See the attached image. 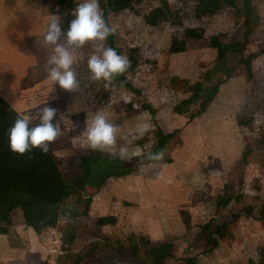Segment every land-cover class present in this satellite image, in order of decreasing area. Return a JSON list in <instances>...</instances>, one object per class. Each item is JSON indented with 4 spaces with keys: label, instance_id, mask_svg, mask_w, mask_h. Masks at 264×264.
I'll return each mask as SVG.
<instances>
[{
    "label": "rangeland",
    "instance_id": "obj_1",
    "mask_svg": "<svg viewBox=\"0 0 264 264\" xmlns=\"http://www.w3.org/2000/svg\"><path fill=\"white\" fill-rule=\"evenodd\" d=\"M105 1L106 0H100L102 3ZM80 2H82V0H42L43 6H41V14L40 12H36L37 14H35V22L40 21V24L43 26L42 36L35 39L36 44L39 45V48L42 50L41 55L35 54L41 74L47 75V59L51 52L50 48L42 44V38L46 32L51 15L53 13L61 14L62 26L67 28L69 22L73 19L70 13ZM200 3L201 0H142L139 5L138 15H134L132 11H127L120 13V15L110 20L113 35L118 42L119 48H121L123 52L132 48L141 50V57L137 67L138 73L135 81L132 83L135 92L127 90L122 86L115 85L113 89L109 91L107 101L102 106H96L93 103V98L99 95L100 88L105 83L104 81H92V87L89 90L84 91L86 89H79L75 93L62 91L59 89L58 85L52 83V90H47L50 94L46 96L47 99L43 101L42 105L47 103L50 104L51 107L56 108L58 110L57 118L61 120L63 135L57 140L59 144L58 151L53 155L58 162L59 171L63 177L67 179L73 177L78 172V166L81 164L90 165V160L87 156L94 150H91L87 146L85 123L92 119L97 110H103L105 115L116 123L118 126V136L129 135L133 128L141 123H146L149 126L150 131L145 134L143 139L135 142L133 146H129L131 159L124 160L128 161V166L137 167L135 173L116 180L118 182V180L126 178L144 179L145 177L152 179L163 166L164 160H166V147L173 141L179 129H181L183 133L185 132V118L188 120L189 118L194 119V117L201 113L202 105L197 107V111H187V108H184L182 112L180 111L182 108L180 105L192 110V103L198 105V102H200V104H202L203 100L206 99L205 96L198 97V101L196 100V94L199 92L206 93L208 89L213 86L217 84L221 86V84L225 82L229 83V88L233 87L231 89L232 91H236L240 95L241 93H248L250 99L254 97L256 92H251L252 90H264V0H253L255 18L258 19L260 25L251 29V32H254L246 41L248 49L245 48V44L242 50L244 57L262 51L257 55L256 62L253 65V74L249 78L246 77L243 69L239 67L240 65H235L233 66L234 68L230 65V62L235 57L231 52H229L228 55V50L238 39L240 33V25H235L233 0H212L210 4L214 9L211 13L206 15H195L197 8H206L202 6L203 4L200 5ZM165 5H167L168 9L171 11L180 12L182 25L179 27L169 25L153 27L147 25L144 17L153 10ZM59 6L64 8L60 11L58 8ZM51 11L54 12L52 13ZM31 19H34L33 16H31ZM27 24L30 23L27 22ZM189 28L203 30L205 32L203 41L191 42L192 49L188 51L190 53L185 52L173 54L171 57L166 56L165 53L170 37L180 38L186 29ZM217 39L220 40V43L215 45ZM93 43L94 42H89L84 46L82 54L78 56L76 63L73 65L75 70L87 66V59L92 52ZM27 44L30 46L31 42L29 41ZM211 49L213 53H210ZM194 50L196 54L199 51L205 55L208 54V58H201V55L198 54V60H196ZM165 57L167 75H165V79L162 80L163 75L160 74V71L163 69ZM198 61L200 64L202 62L204 63L196 69L195 66L198 64ZM205 61L207 62L206 64ZM259 61L260 64H258ZM222 68L225 69L226 74H219L218 83L215 84L217 76L213 77L209 75L211 72L220 73L223 70ZM208 78L214 82L211 81V84L207 83L206 79ZM55 86H57V90L54 89ZM149 90L155 94V99L152 100ZM239 97L240 96H236V99ZM125 99L130 102L125 103ZM169 104L174 105V110L165 109ZM205 104V107L208 108L210 103ZM168 113L176 115L182 113L181 115L184 114V118H180L178 122V120H175L174 117L171 116L172 114L169 116ZM167 119L172 120L176 124H180L168 127L166 122ZM163 130L166 132H163ZM244 133H246V136L249 134L246 126ZM251 134L255 135L254 130ZM155 135H171V138H173L161 148L163 151L165 150L163 160L154 161L149 165L144 163L139 164L138 158L142 155L141 147L156 139L157 137L152 139ZM118 142L124 143V141ZM253 144V140H249L246 144V149ZM100 153L110 158L105 153ZM246 163L247 160L244 156L235 160L230 159L228 172L222 170L221 166L217 167L213 165L209 168L208 175H202L203 181L201 182V186L206 190L199 192L203 201L202 216L206 218L208 215V219L214 218L211 221L212 223H204L203 225H208L207 227H209V229H207V232L209 231L210 235L215 234L221 225L226 224L229 227L228 237L226 236L225 241L219 242L216 247L217 249L214 251L213 258L217 257V263L220 262L218 264H256L261 258L264 259V224L255 220L258 218L257 214L261 205L264 204V168H261L263 174L259 176V180L263 181L251 183L253 180L249 181L252 176L250 175L249 169L246 171L244 166ZM192 168L191 166L189 167V176L193 179L196 172ZM113 169L115 171H120L122 167L113 166ZM110 181V184L115 182L114 178H110ZM106 187L108 188V186ZM104 189H106L105 186L101 190V194H109L112 191L109 188L105 191ZM114 201L115 203H113L111 215L120 212L118 209L121 204L116 199ZM220 203L228 205H226L221 214L213 216L214 214L212 211L215 210ZM81 205V201L70 199L65 202L64 208L60 210L59 219L61 220L59 223L61 224V233L56 229L58 234V247L56 249V254L52 257L61 258L58 252L66 251L67 243L64 237L70 234L72 230L71 227H73L74 233L75 231L79 233L78 227L75 229V225L71 223L75 218L71 219L70 217H76L79 215V212L83 211ZM73 208L75 209L74 211H76L74 214L70 211V209ZM188 209L189 206H187L186 210ZM15 212L16 213L13 214V222L18 224L21 222V217L18 213L20 211L16 210ZM106 214L109 216L110 212ZM102 216H104V213ZM234 217H236V219L233 221ZM65 219L70 220V222L67 223ZM22 226L24 227V224H22ZM183 226L185 225H182L180 228ZM68 227H70V229H68ZM137 228L140 230V228L143 227H140L138 223L132 227L134 233L132 237H130L131 240L129 242L137 243L140 238H143V235H138ZM177 229L178 228L175 227V229H173V231L170 230V232L157 230L150 240L149 237L145 239L148 240L150 245H153L152 243L160 244L165 241L174 242L177 248H175L176 260L173 262L175 264H183L184 258H190L195 255L189 250L194 243L191 246L187 245V243L184 244V239H180ZM187 229L188 228L184 231ZM195 229L197 230L196 227ZM92 234L95 233H89L88 238H93L94 236H92ZM169 234L177 236L173 237V240H166ZM176 239L180 240L175 242L174 240ZM88 240L89 239L84 238L85 242ZM113 242H118V240L115 239ZM180 242L183 243L179 246ZM92 247L93 245H87L83 248L84 251L81 249V252H79L75 249L74 253L84 256L89 254ZM44 250L46 251L45 245ZM67 256V254L62 255V264L68 260L66 258ZM210 257L211 256L207 257V259L202 262L206 264ZM59 258L57 259V263L60 261ZM225 258L229 259L226 260ZM222 260L224 262H221Z\"/></svg>",
    "mask_w": 264,
    "mask_h": 264
},
{
    "label": "crops",
    "instance_id": "obj_2",
    "mask_svg": "<svg viewBox=\"0 0 264 264\" xmlns=\"http://www.w3.org/2000/svg\"><path fill=\"white\" fill-rule=\"evenodd\" d=\"M41 6H43L42 0H0V96L20 114L41 106L47 99L46 96L50 94L47 90H52L53 82L48 78V75L40 73V66L35 55L42 54V50L35 41L37 37L42 36L43 26L40 21L35 22V14H37L36 12L41 14ZM31 16L34 19H31ZM29 41L32 46L27 44ZM245 48L248 49V44ZM261 52L248 55L256 57L252 62V69L257 55ZM210 53H213L212 49ZM198 54L201 55V58H208V54L205 55L200 51L196 54L195 51L196 60H198ZM203 63L200 64L198 61L196 69ZM225 72L224 70L220 73L214 72V77L217 76L215 84L218 83L221 74H226ZM211 81H207V83L211 84ZM232 88H229L228 82L221 84L216 98L209 102L210 104L204 112L198 114L194 119L185 118V132L183 133L179 129L174 139L171 138L173 141L166 149L163 148L167 150L166 160L152 179L147 177L144 179L126 178L117 182V178H114L115 182L112 184L109 179V184L107 181L108 185L106 184V186L113 192L97 195L91 199L87 211H84L83 208V211L79 212L76 217L70 215L71 219L75 218L71 223L75 225V229L78 227L79 233L75 231L76 235L72 231L73 234L70 233L64 237L67 246L65 252H58V255L61 256V258L58 257L59 263H57L58 258L48 255L44 250V240L41 235H35L25 226L20 212L18 213L21 222L18 224L13 222V214L16 213V210L12 211L8 233L5 236H0V264H62V255L65 254L68 255L66 257L68 260L63 264H74L77 256L74 253L75 249L79 252L81 249L84 251V247L94 245V242L100 239L110 241L116 239L119 243L129 242L134 233L132 227L137 223L143 227L140 230L137 228L138 235H143V238L149 237V240L154 236L155 231L170 232L175 227L178 228L177 233L180 239H184V244L187 243L190 246L194 243V235L198 232L204 239L210 237L209 231L207 232L208 225L203 224L212 223L214 218L208 219V215L206 218L202 216L203 201L199 192L206 191L201 186L202 175H208L209 168L213 165L221 166L222 170L228 172L229 160L244 156L247 160L244 166L246 171L249 169L252 176L249 181L253 180L251 183L263 181L259 180V176L263 174L261 168H264V90H252L251 92H256L250 99L248 93L240 95L236 91H232ZM54 89L57 90V86ZM149 92L152 100L155 99V94L151 90ZM236 96L240 97L236 99ZM196 100L199 101V98L196 97ZM200 105V102L198 105L192 103V110L180 105L182 107L180 111L182 112L184 108H187V111H197V107ZM173 107L174 105L169 104L165 109L174 110ZM171 114L168 113L169 116ZM181 114H172L171 116L179 122L180 118H184V114ZM166 122L168 127L180 124L169 119ZM245 126L249 131L248 136L244 133ZM253 130L255 135L251 134ZM163 132L166 131L163 130ZM157 136L155 135L152 139ZM249 140H253L254 144L246 149ZM58 146L57 141L50 145V150L54 155L58 151ZM190 166L196 172L193 179L189 176ZM106 186L105 188L108 189ZM115 199L121 204L118 209L120 212L111 215ZM84 200L83 196L81 200L76 199L75 201L83 203ZM226 205L220 203L212 211L214 214L212 215L221 214ZM187 206H189L188 210H186ZM220 207H223L222 211H219ZM71 212L76 213L74 210ZM108 212H110L109 216L106 214ZM103 213L104 216H102ZM255 220L260 223L257 219ZM59 221L55 229L61 233ZM66 222L69 223L70 220H66ZM182 225L185 226L180 228ZM186 228L188 229L184 231ZM226 230L228 237V225ZM92 232L95 234H92L94 237L90 239L88 234ZM176 236L169 234L166 240H173V237ZM84 238L89 240L85 242ZM183 242H180L179 246ZM209 256L211 257L206 264L220 263H217V257ZM82 264L142 263L124 254L98 253ZM165 264L175 263L167 261Z\"/></svg>",
    "mask_w": 264,
    "mask_h": 264
},
{
    "label": "trees",
    "instance_id": "obj_3",
    "mask_svg": "<svg viewBox=\"0 0 264 264\" xmlns=\"http://www.w3.org/2000/svg\"><path fill=\"white\" fill-rule=\"evenodd\" d=\"M212 0H201L200 5L206 8H197L195 15H206L213 11L210 4ZM142 0H106L100 2L105 21L110 25V20L122 12L132 11L134 15L139 13V5ZM233 15L235 25H240L238 39L234 42L229 52L234 54V59L230 62L233 67L240 65L246 74L251 77L253 74L252 62L256 57H244L242 50L250 36L251 29L260 25L255 18L253 0H233ZM61 11L64 7L59 6ZM52 13L54 11H51ZM54 14V13H53ZM56 14V13H55ZM58 14V13H57ZM145 23L149 26L158 27L169 25L179 27L182 25V18L179 11H171L167 5L153 10L144 17ZM205 36L203 30L189 28L186 29L180 38L170 37L165 55L185 53L192 49L191 42H202ZM107 46L113 47L118 53L126 54L131 62L129 69L121 75H117L109 87L105 83L100 88V93L93 98L96 106H102L108 99L109 91L113 86H122L127 90L135 92L132 86L138 73V62L141 57V50L132 48L123 52L119 48L116 38L112 34L105 41ZM217 39L215 45L219 44ZM231 50V51H230ZM227 53V52H226ZM166 57L163 69L160 71L162 80L166 74ZM234 68V67H233ZM223 69V68H222ZM232 69V68H231ZM225 71V69H223ZM79 81V89L84 91L92 87L89 79V70L78 68L75 70ZM209 76H215L211 72ZM210 81V78L209 80ZM219 84L208 89L206 93L199 92L196 97L205 96L201 106V113L205 111V103H209L216 96ZM200 113V112H199ZM18 113L0 96V236H5L11 226V212L19 210L22 214L25 226L32 230L35 235H41L51 229H55L59 221V212L64 208L66 201L70 199L81 200L84 196L82 208L87 211L91 199L101 194V190L106 186L110 178H124L135 173L137 167L128 166V161L118 158H107L98 151H92L87 156L90 165H79L78 172L71 178L63 177L59 171L58 162L49 148L47 154H42L39 149H34L31 153L23 156L10 151L8 146L7 131L12 126ZM170 136H157L156 139L144 144L141 147L142 155L138 158L139 164H151L154 161L146 159L149 153H156L165 146L171 139ZM136 159V158H135ZM113 166H120L122 170L115 171ZM223 207L219 208L222 211ZM75 210L70 209V211ZM218 211V212H219ZM261 223L264 224V204L257 214ZM236 217L233 218V221ZM232 223V222H230ZM71 234L73 227H71ZM227 225H221L215 234L204 239L200 232L194 235V245L190 247L193 257L184 258L183 264H204L209 255L214 257V251L221 241H225L227 236ZM98 253L124 254L142 264H164L167 261H175V243L165 241L160 244L150 245L147 239L140 238L137 243H119L110 240L100 239L94 242L92 250L84 256L77 255L74 264L86 263ZM253 264V263H250ZM256 264H264V259H260Z\"/></svg>",
    "mask_w": 264,
    "mask_h": 264
},
{
    "label": "clouds",
    "instance_id": "obj_4",
    "mask_svg": "<svg viewBox=\"0 0 264 264\" xmlns=\"http://www.w3.org/2000/svg\"><path fill=\"white\" fill-rule=\"evenodd\" d=\"M73 19L67 28L61 23V14H52L42 38L43 46L50 48L47 59V75L54 85L69 93L79 90L77 73L73 67L84 46L92 44L87 59L89 79L104 81L109 87L117 75L124 74L131 62L126 54L107 46L105 41L112 34V28L105 21L100 0H82L70 13ZM129 103L127 99L124 101ZM58 110L44 104L23 114L18 113L8 129V146L11 152L23 156L39 149L42 154L49 152L50 145L63 135ZM150 131L146 123L136 125L127 136H118V126L103 110H97L90 121L85 123L87 146L94 151L105 153L110 158L130 160L129 146L143 139ZM118 141H124L119 143ZM164 151L149 153L148 160L160 161Z\"/></svg>",
    "mask_w": 264,
    "mask_h": 264
},
{
    "label": "built area",
    "instance_id": "obj_5",
    "mask_svg": "<svg viewBox=\"0 0 264 264\" xmlns=\"http://www.w3.org/2000/svg\"><path fill=\"white\" fill-rule=\"evenodd\" d=\"M57 237L58 234L56 229H51L48 232H44L41 234V238L45 241L44 245L46 247V252L48 253V255L56 254V249L58 247Z\"/></svg>",
    "mask_w": 264,
    "mask_h": 264
}]
</instances>
